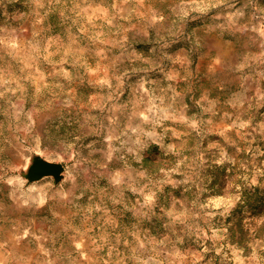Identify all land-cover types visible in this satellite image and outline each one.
Returning a JSON list of instances; mask_svg holds the SVG:
<instances>
[{"label": "rangeland", "instance_id": "obj_1", "mask_svg": "<svg viewBox=\"0 0 264 264\" xmlns=\"http://www.w3.org/2000/svg\"><path fill=\"white\" fill-rule=\"evenodd\" d=\"M0 264H264V0H0Z\"/></svg>", "mask_w": 264, "mask_h": 264}, {"label": "water", "instance_id": "obj_2", "mask_svg": "<svg viewBox=\"0 0 264 264\" xmlns=\"http://www.w3.org/2000/svg\"><path fill=\"white\" fill-rule=\"evenodd\" d=\"M62 171V165L56 163L44 162L37 160L29 170L27 178L29 180H37L43 176L52 175L56 180L60 178V173Z\"/></svg>", "mask_w": 264, "mask_h": 264}]
</instances>
